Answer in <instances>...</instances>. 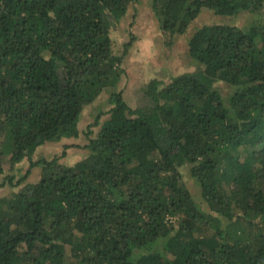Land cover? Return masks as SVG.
Wrapping results in <instances>:
<instances>
[{
	"label": "trees",
	"instance_id": "16d2710c",
	"mask_svg": "<svg viewBox=\"0 0 264 264\" xmlns=\"http://www.w3.org/2000/svg\"><path fill=\"white\" fill-rule=\"evenodd\" d=\"M139 1L0 0V141L11 148L0 175L4 154L16 163L77 138L85 108L104 91L111 104L87 126L86 157L32 161L40 180L0 198V264H264V21L198 28L196 70L152 79L150 105L132 108L116 90L126 52L110 30ZM152 9L174 36L204 9L264 15V0Z\"/></svg>",
	"mask_w": 264,
	"mask_h": 264
},
{
	"label": "rangeland",
	"instance_id": "374dc122",
	"mask_svg": "<svg viewBox=\"0 0 264 264\" xmlns=\"http://www.w3.org/2000/svg\"><path fill=\"white\" fill-rule=\"evenodd\" d=\"M253 19L264 21V15L244 12L235 17L220 16L204 9L186 32L170 36L161 30L152 9V0H140L131 4L127 14L110 30L114 52L116 54L126 52L122 64L125 74L117 83L116 90L123 91L125 100L132 108H143L150 105L144 91L149 81L159 79L167 82L176 75L196 70L198 63L189 54L188 42L198 28L213 23L244 26ZM130 42L131 45L125 49V44ZM222 91L224 94L226 93V90ZM108 94V91H104L94 103L85 108L79 122L80 135L77 138L63 137L58 141H47L39 146L31 157H25L16 163L12 162L11 154H4L1 159L4 171L0 175V183L5 181L6 185L0 187V198L9 197L20 191L24 185L35 184L40 180L42 167L31 168L32 161L42 158L50 159L64 151L67 155L61 160L65 164L72 165L86 157L89 154V149L84 147L89 140L85 137V131L87 126L94 122L95 116L101 109L108 110L111 107ZM2 138L0 151L1 149L6 151V148L10 150L5 136L3 135ZM75 144L82 147L72 146L65 149V145ZM29 168H31V173L19 186L9 184L8 177H13L12 180L15 183L26 175ZM184 180L194 197L206 207L199 185L188 170H185Z\"/></svg>",
	"mask_w": 264,
	"mask_h": 264
}]
</instances>
